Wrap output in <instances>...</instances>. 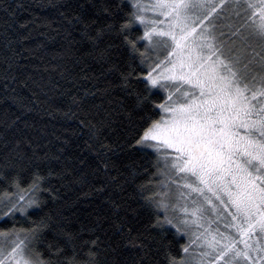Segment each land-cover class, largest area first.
<instances>
[{"label":"snow or ice","instance_id":"6c2138e0","mask_svg":"<svg viewBox=\"0 0 264 264\" xmlns=\"http://www.w3.org/2000/svg\"><path fill=\"white\" fill-rule=\"evenodd\" d=\"M0 264H264V0H0Z\"/></svg>","mask_w":264,"mask_h":264},{"label":"trees","instance_id":"16d2710c","mask_svg":"<svg viewBox=\"0 0 264 264\" xmlns=\"http://www.w3.org/2000/svg\"><path fill=\"white\" fill-rule=\"evenodd\" d=\"M26 2H28V3H31L32 2V0H26ZM30 11H34L35 12V14H39L40 13V9H34V10H30ZM28 16V13L27 12H24V13H22V16H21V18L23 19L24 17H27ZM10 103V102H9ZM14 110V109H13ZM44 119H47V117H45ZM67 195H68V197H69V199H71L72 198V196H73V194L72 193H67ZM47 210V209H46Z\"/></svg>","mask_w":264,"mask_h":264}]
</instances>
